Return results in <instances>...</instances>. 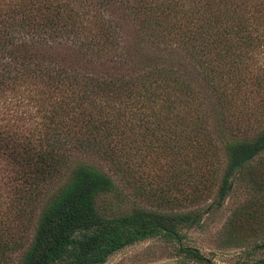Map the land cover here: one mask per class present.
<instances>
[{
  "label": "trees",
  "instance_id": "obj_1",
  "mask_svg": "<svg viewBox=\"0 0 264 264\" xmlns=\"http://www.w3.org/2000/svg\"><path fill=\"white\" fill-rule=\"evenodd\" d=\"M263 49L264 0H0V102L22 107L0 111V264H103L158 237L208 263L180 229L262 159Z\"/></svg>",
  "mask_w": 264,
  "mask_h": 264
},
{
  "label": "rangeland",
  "instance_id": "obj_2",
  "mask_svg": "<svg viewBox=\"0 0 264 264\" xmlns=\"http://www.w3.org/2000/svg\"><path fill=\"white\" fill-rule=\"evenodd\" d=\"M259 53L260 55L258 54L257 57L260 62L255 64L253 68L261 71L264 69V49ZM262 93L260 91V96ZM18 105L16 100L7 99L0 102V111L3 113L21 111L22 107ZM262 116H258V123ZM250 118L253 121V117ZM250 122L249 124H251ZM254 131L255 128L250 129V131L245 132L244 136L255 134ZM75 156L95 160V157L80 151L75 152ZM261 156L262 159L259 161L257 158L260 156L255 158L256 161L254 162H250V160L245 162V164L251 163L249 171L236 168L231 172V189L219 202H217L218 183L212 188H208V191L206 188L198 206H211V209L203 215L198 226L180 229V243L198 249L208 263L185 256L183 252L177 251V242L166 241L162 237H158L127 246L112 254L103 264H259L257 260L264 259V247L255 248L254 251L252 248L257 244H264V154ZM221 168H224V158H222ZM219 174L221 176V171ZM252 179L256 180L258 187H251L250 180ZM188 190L190 191V188ZM164 191H168V198L177 197L173 201H167L168 204H178L184 210L193 204V202L190 204L186 199L187 192L185 191L187 190L185 188H164ZM245 220L261 225V233L257 238L244 236V244L242 245H224L221 243L220 235L227 222L238 221L239 224H242ZM248 250H252V252L245 259L238 258Z\"/></svg>",
  "mask_w": 264,
  "mask_h": 264
},
{
  "label": "water",
  "instance_id": "obj_3",
  "mask_svg": "<svg viewBox=\"0 0 264 264\" xmlns=\"http://www.w3.org/2000/svg\"><path fill=\"white\" fill-rule=\"evenodd\" d=\"M246 161V160H245ZM239 167V165H237V166H235V168L234 169H236V168H238ZM194 249V248H193Z\"/></svg>",
  "mask_w": 264,
  "mask_h": 264
}]
</instances>
